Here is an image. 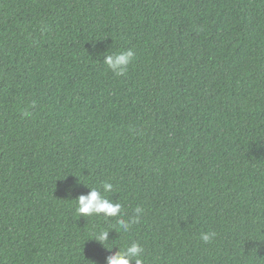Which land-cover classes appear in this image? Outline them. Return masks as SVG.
I'll use <instances>...</instances> for the list:
<instances>
[{"label":"trees","instance_id":"trees-1","mask_svg":"<svg viewBox=\"0 0 264 264\" xmlns=\"http://www.w3.org/2000/svg\"><path fill=\"white\" fill-rule=\"evenodd\" d=\"M102 181L143 209L128 233L76 213ZM134 241L143 264H264V0H0V264Z\"/></svg>","mask_w":264,"mask_h":264},{"label":"clouds","instance_id":"clouds-1","mask_svg":"<svg viewBox=\"0 0 264 264\" xmlns=\"http://www.w3.org/2000/svg\"><path fill=\"white\" fill-rule=\"evenodd\" d=\"M103 63L116 76L124 75L129 65L134 61V52L132 49L111 52L109 49L101 55ZM85 185L89 191L86 194H80L76 201V213L81 217L103 216L105 218H116L118 231L128 233L133 224L139 223L143 215V209L137 206L134 210L135 215L125 219L122 213V204L118 200H113L106 196L113 190V184L108 181H102L100 185L89 187ZM214 232L201 233L200 238L205 243L211 242L215 238ZM104 247L109 244V231L100 230L94 236V239ZM118 251L110 254L106 258L105 264H143L144 248L138 242L134 241L127 244L123 249L118 247ZM112 248V249H113ZM111 249V250H112ZM111 252V251H110Z\"/></svg>","mask_w":264,"mask_h":264}]
</instances>
